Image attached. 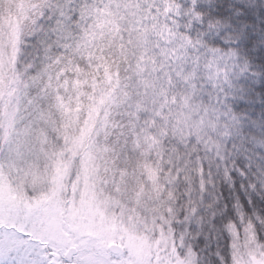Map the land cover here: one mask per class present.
I'll use <instances>...</instances> for the list:
<instances>
[{
	"label": "snow or ice",
	"instance_id": "1",
	"mask_svg": "<svg viewBox=\"0 0 264 264\" xmlns=\"http://www.w3.org/2000/svg\"><path fill=\"white\" fill-rule=\"evenodd\" d=\"M0 264H264V0H0Z\"/></svg>",
	"mask_w": 264,
	"mask_h": 264
}]
</instances>
